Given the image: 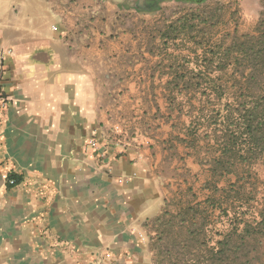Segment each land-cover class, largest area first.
Instances as JSON below:
<instances>
[{"label":"crops","instance_id":"crops-1","mask_svg":"<svg viewBox=\"0 0 264 264\" xmlns=\"http://www.w3.org/2000/svg\"><path fill=\"white\" fill-rule=\"evenodd\" d=\"M132 2L0 0V41L13 49L0 131V264L101 256L102 264H153L147 235L157 217L203 208L212 194L206 179L197 188L180 174L183 157L202 164L168 106L172 50L113 45L126 35L112 30L110 5ZM135 4L145 11L161 0ZM94 135L112 142L104 159L87 147ZM4 171L19 183L8 185Z\"/></svg>","mask_w":264,"mask_h":264},{"label":"rangeland","instance_id":"rangeland-1","mask_svg":"<svg viewBox=\"0 0 264 264\" xmlns=\"http://www.w3.org/2000/svg\"><path fill=\"white\" fill-rule=\"evenodd\" d=\"M135 6V0L128 6L115 3L110 5L109 19L112 30H120L121 34L124 32L123 34L126 35L119 37L117 34L116 37L111 38L114 41L113 45H145L161 48L167 45L172 51L164 54V56L166 55L168 60L171 58L173 62L174 56L185 58L188 67L184 70L186 75L189 78L198 79V81L203 77L196 74L199 72L200 57L205 49L221 44L227 47L230 45L231 39L236 37V34L241 36L246 33H254L260 24H263L264 27V0H205L202 2H196V0H161V7L145 11L134 10ZM188 18L190 20L186 21ZM185 22L187 23L185 24ZM169 25H172L174 29L178 28V32L175 30L167 31V36H163ZM191 28L193 29L190 30ZM232 71L231 67L227 75L221 79L223 81L231 80L233 78L231 77ZM216 76L217 74H214L209 77L213 79ZM202 90V88L199 90L193 88L187 92L178 93L177 90L174 91L177 100L172 106L175 109L172 110L177 132L180 133L189 121L198 116L200 107L204 106L203 108H206L207 111L213 109L217 99L208 100L206 95L202 94ZM206 98L209 102L207 104ZM115 123H113L110 132L113 133L111 135L119 136L124 130L119 122ZM116 125L119 126V131H116ZM102 141L112 144L109 139ZM198 144L199 151L194 149V155L199 160V157L206 152L205 140L200 139ZM185 152L183 150V154H186ZM180 163L182 177L189 179L197 188L198 186L201 187L199 184L203 178L207 180L210 177V172L205 164L201 163L202 168L195 169L191 158L188 157L185 160L184 157L183 160L180 159ZM175 167L177 168V166ZM253 170L257 175L252 179L250 174L244 175L248 179L244 182V184L246 183L245 190L248 191V187H251L253 182L258 185L256 201L252 203L251 220L257 215V210L261 208V204L264 202V164H257ZM11 172L4 171L2 174L6 183V177L13 174ZM232 178L234 179V177ZM196 181H199V184L196 185ZM227 183H229L227 176L219 182L220 186ZM221 195H224L223 192ZM236 205L238 206V204ZM232 207L235 209L234 203ZM168 212L165 219H170L176 214L172 211ZM219 212V208H216L214 212H208V218H203L197 214L195 218H189V222L183 224L178 223L175 218L168 228H164L158 223L147 235V246L152 252L153 264H264V237H261L260 242L254 240L253 237L251 244L243 243L241 249L240 247L235 248L232 241H236L239 236L232 232V217L224 214V212L219 214ZM206 219H208L207 225L204 226L202 222ZM242 220V217L238 216L236 222ZM193 221L194 224H192ZM161 229H164L162 235ZM225 239L229 242L223 247L219 244V240L224 241ZM103 260L104 257L101 256L96 263L102 264Z\"/></svg>","mask_w":264,"mask_h":264},{"label":"trees","instance_id":"trees-1","mask_svg":"<svg viewBox=\"0 0 264 264\" xmlns=\"http://www.w3.org/2000/svg\"><path fill=\"white\" fill-rule=\"evenodd\" d=\"M202 1L205 0H196V2ZM189 20V18L186 19V21ZM174 30L178 32V28L174 29L172 25H169L163 36H167V31ZM166 46L164 45L162 49ZM200 58L201 64L196 75L203 77L198 81L186 75L184 70L188 67L185 58L174 56L170 69L172 80L167 86L168 102L169 107L173 109L172 106L177 100L174 91L187 92L193 88L196 90L202 88V94L206 95L208 100L217 99L212 110L207 111L203 108L204 106L199 108L198 116L185 125L186 137L179 138L197 151H199L200 139L205 140L206 152L201 154L199 160L207 166L210 172V177L206 180L204 187L211 189L212 194L206 199L203 208L189 205L170 219H165L169 212L164 211L156 220L161 226L168 228L175 218L178 223L183 224L189 222V218H195L197 214L208 218V212L212 210L214 212L216 208H219V214L224 212L232 217V232L239 236V240L232 241V244L235 248L240 247L241 249L243 243L251 244L253 237L257 242L264 237V202L257 210V215L251 220L252 203L256 201L258 185L251 183L247 191L245 190L246 183L244 184L248 180L244 175L250 174L252 179L257 175L253 170L254 167L257 164H264L263 24H260L254 33L241 36L236 34L227 47L224 44L209 46ZM231 67L233 78L223 81L221 78L227 75ZM214 74L217 76L213 79L209 77ZM207 98L206 104L209 103ZM12 176L19 183L20 178L15 174ZM226 176L229 183L220 186V180ZM233 203L235 209L232 207ZM238 216L243 220L236 222ZM207 221L208 219L203 220L204 226L207 225ZM163 231L164 229H161V235L164 234ZM227 242H229L227 239L219 240V244L223 247L228 244Z\"/></svg>","mask_w":264,"mask_h":264},{"label":"built area","instance_id":"built-area-1","mask_svg":"<svg viewBox=\"0 0 264 264\" xmlns=\"http://www.w3.org/2000/svg\"><path fill=\"white\" fill-rule=\"evenodd\" d=\"M13 53L11 47L6 46L2 41H0V131L4 127V121L9 108L10 98L4 91V81H5V69H6V58ZM116 131H119V126L116 125ZM120 147H124V143H118ZM87 147L89 148L91 155L96 156L100 159H104L110 152L107 143L103 142L97 136L89 137L87 140ZM7 176V175H6ZM8 185L18 184L17 179L14 176H8Z\"/></svg>","mask_w":264,"mask_h":264}]
</instances>
